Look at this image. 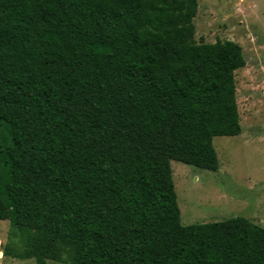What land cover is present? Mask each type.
I'll return each mask as SVG.
<instances>
[{"label":"trees","instance_id":"16d2710c","mask_svg":"<svg viewBox=\"0 0 264 264\" xmlns=\"http://www.w3.org/2000/svg\"><path fill=\"white\" fill-rule=\"evenodd\" d=\"M198 0H0V220L48 264H264L242 216L183 225L171 160L219 170L241 133L233 40L193 41Z\"/></svg>","mask_w":264,"mask_h":264},{"label":"rangeland","instance_id":"374dc122","mask_svg":"<svg viewBox=\"0 0 264 264\" xmlns=\"http://www.w3.org/2000/svg\"><path fill=\"white\" fill-rule=\"evenodd\" d=\"M196 43L233 40L243 49L236 70V101L241 133L216 136L219 170L171 160L183 225L242 216L264 228V0H198L193 19ZM23 249L9 220H0V264H37L35 257L5 254ZM78 250L60 243L48 264H76Z\"/></svg>","mask_w":264,"mask_h":264}]
</instances>
